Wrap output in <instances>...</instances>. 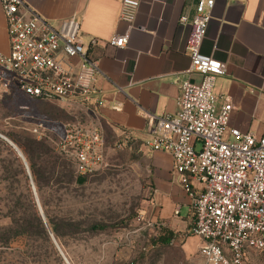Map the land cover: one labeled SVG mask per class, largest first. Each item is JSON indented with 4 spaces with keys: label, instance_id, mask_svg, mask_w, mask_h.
<instances>
[{
    "label": "built area",
    "instance_id": "obj_1",
    "mask_svg": "<svg viewBox=\"0 0 264 264\" xmlns=\"http://www.w3.org/2000/svg\"><path fill=\"white\" fill-rule=\"evenodd\" d=\"M0 2L10 45L8 55L0 53V87L66 111L101 106L95 84L104 73L94 50L103 41L84 40L76 18L53 25L24 0ZM139 7L136 0H123L119 20L133 28ZM214 7L215 0H199L194 16L180 19L181 28H191L186 42L191 68L179 85L177 111L147 115L144 147L173 159L191 199L192 225L182 238L201 240L199 263L245 264L251 253L264 252V137L228 129L234 107L215 91L227 67L202 53ZM105 44L127 48L129 37L115 36ZM104 149L105 135L97 127L67 126L57 143L58 153L70 159L80 177L105 169ZM180 237L174 234L170 245Z\"/></svg>",
    "mask_w": 264,
    "mask_h": 264
},
{
    "label": "crops",
    "instance_id": "obj_2",
    "mask_svg": "<svg viewBox=\"0 0 264 264\" xmlns=\"http://www.w3.org/2000/svg\"><path fill=\"white\" fill-rule=\"evenodd\" d=\"M122 1L24 0L51 24L76 18L81 23L84 40L95 37L103 41L94 50L104 73L95 84L101 103L97 107L99 116L114 138L135 141L148 153L149 219L163 223L181 236L177 251L184 262H189L202 247L199 238H182L192 225L191 199L180 185L172 157L149 152L144 141L147 115L177 111L179 85L191 68L186 52L191 28H181L179 24L183 16H194L199 0H136L140 7L133 28L119 20ZM115 36H128V47L116 49L105 44ZM9 51L6 18L0 2V53L8 55ZM202 53L227 67L226 75L218 78L215 91L229 98L234 107L228 129L263 138L264 0H215Z\"/></svg>",
    "mask_w": 264,
    "mask_h": 264
},
{
    "label": "rangeland",
    "instance_id": "obj_3",
    "mask_svg": "<svg viewBox=\"0 0 264 264\" xmlns=\"http://www.w3.org/2000/svg\"><path fill=\"white\" fill-rule=\"evenodd\" d=\"M20 95L14 89L0 87L2 137L7 138L1 131L10 132L14 125L27 127L38 142L46 140L59 156L57 143L67 126L97 127L105 135L106 165L100 174L83 177L79 182L70 159L61 158L55 175L48 174L45 161L41 160L39 175L32 176L44 214L67 226L60 247L70 264H200L197 255L192 261H183L177 251L182 243L177 242L179 239L174 245H153L159 233L149 219L151 166L141 144L114 138L94 104L67 111L56 107L62 116H46L48 106L20 99ZM40 125V132L35 134ZM0 140L7 144L1 137ZM1 157L8 166L12 162L7 148L0 145ZM21 164L24 168L22 161ZM13 176L12 181H7L8 175L0 163V228L11 226L15 200L26 201L21 188L26 180L16 173ZM27 183L35 203L29 178ZM93 225H101L104 230L92 232ZM44 248L46 254L40 259L32 251L27 253L26 237H17L9 248L0 247V264H66L55 246L54 253L46 244ZM245 264H264V252L251 253Z\"/></svg>",
    "mask_w": 264,
    "mask_h": 264
},
{
    "label": "trees",
    "instance_id": "obj_4",
    "mask_svg": "<svg viewBox=\"0 0 264 264\" xmlns=\"http://www.w3.org/2000/svg\"><path fill=\"white\" fill-rule=\"evenodd\" d=\"M16 93L21 94L18 91H16ZM19 98L30 99L32 101L45 104L46 106L49 107L48 110L45 112L46 116L47 113L51 115H56V117L62 116L61 114H63L61 111L56 110V107L58 106L55 104L34 100L23 94H21ZM20 99H17L16 101H19ZM1 133L5 135L11 142H13L17 146V148L21 151V153L23 154V156L25 157L28 163L31 175L33 177L39 175L38 163L41 160L45 161L43 162L44 168H46L48 174L52 176L55 175L59 169L60 159L63 158L67 160V158L64 157L63 155L59 154L58 156L57 154H55L52 148L46 142V140L42 142H38L37 139L31 133V130H29V128L27 127L14 125V129L11 130L10 132H7L6 130H2ZM0 145L5 146L8 152L10 153V156L12 157V162L10 163L9 166L6 165L7 162L5 158L1 157L0 159L1 166L4 169V172H6V174L8 175L7 181L13 180L14 176L12 177V174L14 173H16L19 177H22L23 179L26 180L24 185L21 186L24 194L26 195V201L24 202L21 199H17L13 203L14 213L12 214L11 217L12 219L11 226L6 229L0 228V247L9 248L11 241L13 239L17 237H26L27 253L32 251L35 254H37L38 257H40L41 259L43 255L46 254L43 253V250H45L44 244H46L47 247L50 248V250L53 253H54V248H53L54 245L48 234L46 225L42 217L40 216V213L37 210L35 203L33 202L29 185L27 183L28 176L25 168H23L21 164L20 158L17 156L15 151L10 146H7V144H5L1 140H0ZM77 178L79 182H82L83 177L77 176ZM44 215L46 217L47 224L52 234L54 235L55 239L60 245L61 239L64 238L66 235L64 229H66L67 226L64 225V222H62L61 224H57L46 213ZM154 228L155 230L158 231L159 236L154 240L153 245L154 246L155 245L157 246L159 244L164 246L169 245L173 240L174 233L168 230L164 225H160V226L156 225ZM90 230L92 232H97L104 230V227L101 225H93Z\"/></svg>",
    "mask_w": 264,
    "mask_h": 264
},
{
    "label": "water",
    "instance_id": "obj_5",
    "mask_svg": "<svg viewBox=\"0 0 264 264\" xmlns=\"http://www.w3.org/2000/svg\"><path fill=\"white\" fill-rule=\"evenodd\" d=\"M14 151L15 153L17 154V156L20 158V160L23 162V165H24V168L26 170V173H27V176L30 180V185L32 187V190H33V193H34V197H35V203H36V206L38 208V211L40 213V216L42 217L45 225H46V228H47V231H48V234L52 240V243L53 245L55 246V249L57 250L59 256L63 259V261L66 263V264H70V262L68 261L67 257L65 256V254L63 253L60 245L58 244L57 240L55 239L54 235L52 234L48 224H47V221H46V217L44 215V212H43V209H42V206H41V203H40V200L38 198V195H37V192H36V189H35V185H34V182L32 180V175H31V172H30V168L28 166V163L25 159V157L23 156V154L21 153V151L17 148V146L9 141L7 138L5 137H2L0 136Z\"/></svg>",
    "mask_w": 264,
    "mask_h": 264
}]
</instances>
